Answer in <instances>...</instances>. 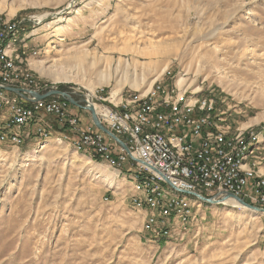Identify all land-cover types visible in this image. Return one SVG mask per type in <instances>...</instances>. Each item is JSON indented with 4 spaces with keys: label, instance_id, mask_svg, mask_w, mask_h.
Masks as SVG:
<instances>
[{
    "label": "rangeland",
    "instance_id": "obj_1",
    "mask_svg": "<svg viewBox=\"0 0 264 264\" xmlns=\"http://www.w3.org/2000/svg\"><path fill=\"white\" fill-rule=\"evenodd\" d=\"M17 16L37 29L42 53L16 49L46 91L119 107L109 96L116 82L119 99L155 80L201 84L232 131L255 133L250 151L264 172V0H0V20ZM152 42L168 56L133 52ZM83 53L96 63L81 67L82 83L48 76L52 58L70 65ZM106 71L111 76L100 79ZM257 116L262 120L251 123ZM55 131L19 148L0 143V264H264V212L203 200L188 221L170 225L178 235H146V211L130 200L131 171L119 174L97 156L75 152L64 131ZM161 185L172 189L166 180Z\"/></svg>",
    "mask_w": 264,
    "mask_h": 264
},
{
    "label": "built area",
    "instance_id": "obj_2",
    "mask_svg": "<svg viewBox=\"0 0 264 264\" xmlns=\"http://www.w3.org/2000/svg\"><path fill=\"white\" fill-rule=\"evenodd\" d=\"M20 19L17 22H0V38L9 32L25 31L23 25L30 23L31 20L28 17H21ZM15 47H21L25 50L28 48L27 45ZM34 49L30 51L35 52ZM11 76H14L13 67L12 65L8 66L6 56L0 53V90L14 94L15 98V101L9 102L8 105H0V112L3 111L5 114L0 135L5 136V130L12 127H26L31 123V120L43 121V115L53 117L57 123L55 128H61L72 141L89 146L91 151L100 157L102 163L129 169L139 176L164 179L170 186L197 192L202 197H210L217 202H223L224 195L228 193L239 197L244 202L264 209V183L254 185L251 183V179H242L236 171V154L239 148L247 144L255 133L249 136L248 140L239 143V147L226 148V152H219L220 157L216 160L201 159L200 152L202 150H206V148L217 149V145L224 144V141L230 139L231 135L210 134L208 123H210L211 117H217V114H212L207 110H205V117L201 118H194L192 111H187V120L180 121L179 112H183L182 104L191 103V100H201V107L199 108L204 109L205 101L215 102V97L211 93L201 90V84H197L194 88L186 83L180 87H173L172 84L155 80L150 87L144 90L147 95L144 108L137 110L140 114H144L147 120H156L158 124L171 129L173 135L184 146L193 145L194 161H178V157L170 156V153L165 150L163 143L157 138L153 130L147 128V130L136 131L135 128L126 125L125 97H132L130 93L129 95H121L123 98L122 107H113L111 100L108 99L105 101L91 100L93 106L96 105L97 107L94 110L101 124L108 128L122 143L126 144L127 150H125L112 138L96 128L93 122L89 126L81 127L79 117L71 111L72 105L62 97L49 96L41 100H26L12 91L4 89V86L13 87L5 83V77ZM47 88L48 85L32 82L26 85V90H22V93L31 98L27 91L42 94ZM160 92H168L170 96L181 95V102L179 103L162 102L165 103L166 109L170 110V121L158 119L157 112L154 110V96H160ZM132 99H134L135 105L136 100L133 97ZM27 101H29V109L15 110V102ZM219 121L221 125L228 124L225 123L226 118H219ZM36 135L41 136V133L36 132ZM209 136H216L217 143H210ZM23 141H15V145L11 147L19 148ZM5 144H7L6 139ZM220 183H229L230 190H221ZM149 203H153L154 209L159 208L165 213L178 208L177 202L156 201ZM143 228L145 232L153 234L164 232L154 230L144 224ZM173 235L169 234L170 237Z\"/></svg>",
    "mask_w": 264,
    "mask_h": 264
},
{
    "label": "bare ground",
    "instance_id": "obj_3",
    "mask_svg": "<svg viewBox=\"0 0 264 264\" xmlns=\"http://www.w3.org/2000/svg\"><path fill=\"white\" fill-rule=\"evenodd\" d=\"M0 22L9 23L10 21L5 22L3 20H0ZM11 22H15V20L14 21L12 20ZM21 32L23 34L25 33V31L24 32L18 31V32H9L6 35H3L0 38V53L6 56V62L8 66L12 65L14 72V76L5 77V83L9 84V86L26 90L27 84H31L32 82L33 83H38V82L34 80L33 77L34 75L32 76V74L30 73L31 71L29 72V70L27 69L29 67L25 69V67L21 65L22 64V61L20 59L21 56L19 51L16 49L17 47L15 46L17 45V43L21 44V46L28 45L27 41L24 40L25 37L20 38V35L22 36V34H20ZM149 44L151 49L143 50V52L140 50H134L133 52L135 54H139V55L141 54L148 59H152V58L161 59V57L168 56L169 50L168 51L161 50L157 46V44L155 43L156 44L155 45L153 44V42ZM29 55L30 56L37 55V50H35V52H30ZM22 57H24V54ZM27 58L26 60L29 61L30 58L29 59ZM88 58L89 55L87 53L75 55L72 57L74 63L72 62V64L70 63V65L69 64L66 65L58 62L59 60L58 58H52L50 60V62L53 63L50 65L51 73H49L48 76L55 82L58 81L71 82V83L75 82L80 84L82 83L81 81L82 76H80L79 74L81 67L86 66L84 64L87 62L88 65H92L96 63L93 60L94 56H90V58L89 59ZM119 62L120 61L118 60V64ZM123 62L126 64L127 60L123 59ZM29 63L31 64V66L36 67L34 66V62H31V59ZM42 69L43 67L41 68V70ZM110 76L111 75L109 71L99 73V78L103 80H107ZM161 82L163 81L161 80ZM182 82L183 81L179 79L177 83H173L172 85L173 87H178V85L181 84ZM119 90H120L119 84L118 82H116L115 87H113L110 90L109 96L113 101L119 100L118 101L119 105L115 103V106L122 107L123 98L119 99V96L117 95ZM159 94L160 96H154V110L155 112H157V118L162 119L164 121H170L171 120L170 110L166 109L165 103L162 102L170 101V103H179L181 102V95L170 96L168 92H160ZM130 95L133 98H135L136 103L134 105V99H132V97H125L126 107L124 108V111L126 117V125L135 128L136 131L147 130V128H150L151 130H153L154 134L157 135V138H159V140L163 143L165 150H167L170 153V156L178 157V161H194V156L192 153L193 145L184 146V144L178 141V139L173 135L171 129H167V127L158 124L156 120L154 121L147 120V118L144 117V114H140L139 111H137L138 109L144 108V101L147 100V95L145 91L140 92L137 90V92H133ZM91 100H92V96H91ZM11 101H15L14 94L5 93L0 90V105H8L9 102ZM199 107H201V100H191V103L182 104L183 112H179L180 121L187 120V111H192V116L194 118H201V117H205V110H207L212 114H217V117H211L210 123H208L210 134L231 135L230 139H226L227 141H224V144H218L217 149L206 148V150H202L200 152L201 159L216 160V158L220 157L219 152H226V148L233 149L234 147H239V143H242L249 139V137L245 138L244 136V132H246L245 130H241L240 128H235L232 131L230 125L220 124L219 118H222V116L221 113L216 112L215 102L205 101L204 109ZM27 109H29V101L15 102V110H27ZM260 120H262V117L257 116L253 118L250 122L256 123ZM32 121L34 120H31V122ZM20 129L21 128L19 127H12L10 129H6L5 136L0 135V143L4 144L6 139L7 145L13 146L15 145V141L24 140V136L23 134L20 133L21 131ZM37 129H38L37 133H41V136L38 137H40L42 140L51 137V135L49 134L50 131L49 132L46 131L47 129L43 130L41 127ZM64 133L65 132L61 134V137L64 140H67L70 145H72L75 152L77 151L83 154H87L91 158L97 156V159H100V157L98 158V155L96 153L91 151V148L89 146H86V144H80L76 141H72L69 138V135ZM209 140L210 143H217L216 136H209ZM250 143L251 142H248L247 144L241 146L236 154L237 175L241 176L242 179H249V180L251 179V183H253L254 185H261V183H264V172L260 173V171L257 169V164H256L257 161L255 160V155L252 153V151H250L251 150ZM108 165L114 170L119 171L118 172L119 174L121 173L122 168L115 167V165L112 164H108ZM125 173H127V171ZM126 175L130 179L129 182L131 183V190L133 191V194L131 195L130 198L132 205L137 210L145 209L146 211L144 213L145 219L143 220L145 221L144 225L151 227L154 230L164 231V232H158L159 234H162L161 236H167L169 238L170 237L169 234H171V227H172L170 225H172L173 223L176 224L177 222L182 224L185 223L186 221H188L189 216L193 217V213H194L193 207L195 205L198 207L200 205H204L203 204L204 202L198 197V195L200 194H198L197 192H192L189 190L185 191L184 189L172 185L168 187L172 189H166L165 186L162 187L161 182L164 181V179H158V178L153 179L152 176H144V175L139 176L137 174H134L133 171H131L130 173L128 172V174ZM220 187L221 190H230L229 183H220ZM156 201H167L168 203L177 202L178 208L172 209L169 212L165 213L164 211H160L159 208L154 209L153 203H149ZM214 203L215 205L227 204V205H231L232 207L239 206L245 209L243 206L239 204V202H237L232 198H225L223 199V202L214 201ZM257 207L263 209L260 206ZM262 216H264V214ZM157 218H159V220ZM262 227H264V224L262 225Z\"/></svg>",
    "mask_w": 264,
    "mask_h": 264
},
{
    "label": "water",
    "instance_id": "obj_4",
    "mask_svg": "<svg viewBox=\"0 0 264 264\" xmlns=\"http://www.w3.org/2000/svg\"><path fill=\"white\" fill-rule=\"evenodd\" d=\"M3 88L8 90V91H10V92L11 91L14 92L15 94L19 95L21 98H24L26 100L27 99L41 100V99L47 98L49 96H58V97L60 96L63 99L67 100L72 106H74V107L76 106V107L82 108V109L86 110L87 112H89L90 115H91V119H92L93 125L96 128H98L99 130H101L103 133L108 135L110 138H112L122 148L127 150L126 144L122 143V141L119 138H117L108 128L104 127L101 124V122H100V120H99V118L97 116V113L94 110V106H93V104L91 102V96H88L87 94L86 95H81V94H78L76 92L73 93V92H68V91H65V90H60V89H57V88H51L48 91L43 92L42 94L38 93V92L27 91L28 94L31 96V98H29L28 96H25L22 93V89H20V88L7 87V86H4ZM198 197L202 201L204 200L207 203H211V204L214 203V199L213 198L204 197V196L202 197L200 195H198ZM225 198H232V199L236 200L237 202H239V204L241 206H243L247 210H250V211L253 210V211H256V212H259V213L260 212H264L263 209L255 206L253 204H249L247 202H244L242 199H240L237 196H233L231 194L226 193L224 195L223 199H225Z\"/></svg>",
    "mask_w": 264,
    "mask_h": 264
},
{
    "label": "crops",
    "instance_id": "obj_5",
    "mask_svg": "<svg viewBox=\"0 0 264 264\" xmlns=\"http://www.w3.org/2000/svg\"><path fill=\"white\" fill-rule=\"evenodd\" d=\"M14 14H17V13H14ZM23 17H25V16H23ZM17 18H21V16H17ZM23 27L25 29V33L23 34L21 32L20 34H22V36L19 34L20 38L25 37V34H27L28 32H30L32 30L30 28L31 27L30 23H25V25H23ZM36 30L37 29H33L30 33H28L29 37L26 39L27 44H28V48L25 50L27 55L30 54V52H31L30 50L33 49V48H36V49L40 50V52L42 53V49L39 48L40 44L38 42L39 41L38 40V36L35 35L36 34ZM17 44H18V46L20 45L19 43H17ZM71 109H72L71 111L79 117V124L81 125V127H86V126L91 125L92 119H91V115H90L89 112H87L86 110H84L82 108H79V107H77V108H73L72 107ZM43 117H44L43 121L34 120L30 124H28V126L23 127V128L20 129L21 130L20 133L23 134V136H24V141L21 144V146H23V145L28 146L32 141H38L39 139L42 140L40 137H38L36 135V128L38 126L42 125L44 127L46 125L47 129H49L47 131L48 132L50 131L49 134L51 136L57 134L56 131H55L56 130L55 126L57 124L56 120L53 117H46L44 115H43ZM46 118H50L51 120H48ZM4 120H5V114H4L3 111H1L0 112V129H1L2 125H3ZM1 144H3V143H1ZM5 145L9 146L7 144H5ZM263 167H264V165L261 168L264 169ZM143 233H145L146 235L152 236L148 232H143Z\"/></svg>",
    "mask_w": 264,
    "mask_h": 264
},
{
    "label": "trees",
    "instance_id": "obj_6",
    "mask_svg": "<svg viewBox=\"0 0 264 264\" xmlns=\"http://www.w3.org/2000/svg\"><path fill=\"white\" fill-rule=\"evenodd\" d=\"M57 129H58V127H57ZM58 130L60 131V130H62V129L59 128Z\"/></svg>",
    "mask_w": 264,
    "mask_h": 264
}]
</instances>
